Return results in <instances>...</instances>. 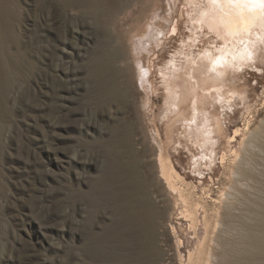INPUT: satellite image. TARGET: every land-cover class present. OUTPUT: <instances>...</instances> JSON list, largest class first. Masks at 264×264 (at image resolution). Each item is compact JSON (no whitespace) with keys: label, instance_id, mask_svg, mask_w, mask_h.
Masks as SVG:
<instances>
[{"label":"rangeland","instance_id":"1","mask_svg":"<svg viewBox=\"0 0 264 264\" xmlns=\"http://www.w3.org/2000/svg\"><path fill=\"white\" fill-rule=\"evenodd\" d=\"M41 1L0 0V264H119L120 208L125 201L134 205L132 186L140 181L147 186L151 180L152 198L172 189L161 180L159 154L170 158L201 197L211 194L217 206L224 192L234 188L237 216L248 213L251 229L263 235L264 135L249 150L250 180L237 181L232 167L249 134H264V0H244L251 11L246 17L262 19L261 25L248 26L249 41L217 34L198 20L201 10L213 7L208 0H158L156 8L151 4L154 15L158 13L153 25L166 26L164 45L150 53L130 50L132 56L126 49L132 60L142 57L135 58L140 60L136 65L149 67L153 85L145 76L143 86L132 63L123 72L118 62L107 63L102 24L109 16L103 7L94 17L50 0L45 14ZM126 1L131 6L120 21L114 18V25L152 14L138 13V0ZM167 14L177 20L175 32L171 21L162 20ZM53 16L60 18V28ZM141 19L136 32L144 29ZM246 44L253 45L252 52L246 60H236ZM204 54L233 63L221 77L214 76L205 58L202 65ZM194 60L202 67L196 70ZM237 127L241 131L229 144ZM201 185L210 190L206 193ZM174 198L158 206L168 211L161 219L166 228L163 246L171 263L181 264L170 230L179 222ZM246 233L237 231V251L260 259L246 245ZM147 251L161 264L155 249Z\"/></svg>","mask_w":264,"mask_h":264},{"label":"bare ground","instance_id":"2","mask_svg":"<svg viewBox=\"0 0 264 264\" xmlns=\"http://www.w3.org/2000/svg\"><path fill=\"white\" fill-rule=\"evenodd\" d=\"M48 1H50V0H42L41 1L42 3L41 4L39 3V6L41 5L42 10L45 11V14H46V11H47V14L49 12V4L50 3ZM55 1L59 2L60 4L59 3L58 4L63 9L65 8L68 11L70 9H72V10L73 9L74 10L75 9H85L86 13L91 14L94 17L97 16L98 10L100 9V7H103L104 14L106 16H109L108 18L105 17L106 19L103 21V24H102L103 25L102 26V32L104 35L103 52L107 54V63L115 62L117 64V62H118V64H120L121 66H118V65H116V66L121 67V70H122V67H126V66L130 67V64L132 63L140 71V72L138 71L139 72L138 75L141 77L140 78V80L142 81L141 85L143 86L144 83H143L142 79H145V78H146V81L148 83L151 82V81H148V79L151 80V78H149V76H148V73L150 72V70L148 69L149 67L144 68L146 65H144V67L142 65H139V66L136 65L137 62L140 63V60L139 59L135 60V58H137V57L142 58V57H139L140 55L137 57L133 56L134 60H132V57H131L132 53L130 52V50L136 52V53L133 52V54H138L141 51H145L146 53L147 52L150 53L151 51L154 50L156 45H160L163 42V40L166 36V33H165L166 26L163 23H161V24L156 23L157 25L159 24L157 27H155L153 25L152 19L155 18V16H157L158 13L156 15H154L153 12H155V11H153V9L150 7L151 4L153 7H155L159 3V2H157L158 0H153L152 3H151V0H138L139 3L141 4L140 7L138 8L139 9L138 13L144 14L146 12V10L152 11L151 12L152 14H149V16L145 18V20L140 18L142 22L144 21V24H143L144 29L141 30V32L137 31L139 33L136 32V28L139 26L140 15L135 16V17H133L131 15L133 17V19L131 20V22L129 21L130 23L127 20L124 21V19H123L122 22H119L118 24L114 25V23H115L114 18H116V19L120 18V15H123L124 12L126 13V11L129 9L128 7L131 6V3H129L126 0H55ZM218 1L220 4L218 3L219 5L217 6V4H212V2L208 0L207 5L209 4L210 6L212 5L213 7L209 8V9L201 10L200 13L198 14V18H197L200 21H205L212 31H214L216 33L218 32L217 34L222 32V35H223V32H224V33H228L231 37H235V36L238 37L239 36V37L247 40L248 36L251 37L250 32L248 30V26H251V25L259 26V25H261V20H262L260 18L261 15L257 19H252L251 15H250V17L248 15L247 16L248 18L246 17V13L248 11L247 6L249 5L248 2H246L244 0H218ZM167 2H168V0H167ZM126 8H128V9L126 10ZM149 8L152 10H150ZM258 9H260V8H258ZM169 13H171V12H169ZM249 13H251V11H248V14ZM130 14H128V15H130ZM135 15H137V13H135ZM146 15H147V13H146ZM53 17L55 18V16H53ZM59 19H60L59 17H56L54 19V22H53L54 26H57L58 28H60V27H59V25H56V24L58 23ZM111 19L113 21H110ZM118 20H116V21H118ZM155 20H158V19H155ZM162 20H164L165 23L166 22L170 23V21H171L173 24V31L174 32H175L176 28H178L177 27L178 23L176 22L177 20H175V22H173L174 20L172 21L170 19V14L169 15L167 14V16L165 15L162 18ZM66 21H67V19H66ZM112 22H114V23H112ZM157 22H159V21H157ZM140 28L142 29V23H140ZM252 28H253V26H252ZM252 30L255 31L254 28ZM223 36H225V35H223ZM256 40H254V42ZM241 41H243V40H241ZM247 41H249V39ZM250 41H252V40H250ZM251 43L254 44L253 41ZM255 43L258 44V42H255ZM246 45L248 47L243 48L242 50H240L239 53H237V55L235 57L236 60H238V61L243 60L245 57H247L248 53L251 51L250 49H253L252 48L253 45L252 46H249V44H246ZM127 48H129L127 50V51H129L128 55H130V53H131L130 57H131L132 62H130V59H129L130 57H128V55L126 53ZM159 51H161V50H159ZM219 51H220V49H219ZM229 53H230V51H229ZM229 53H227V56ZM143 56L146 57L145 54ZM202 57H203L202 58V65H204L203 60L205 58L207 65H208L207 68L210 72H212L214 74V76L215 75L220 76L223 74V72L225 73V69H227V68H229V66H231L230 65L231 62L233 63V61L230 60V62H229L228 59L221 57V56L220 57H212L210 55L204 54ZM230 58H232V57H230ZM244 60H246V59H244ZM145 61H146V59H145ZM199 61H200L199 62V64H200L201 60H199ZM192 62H194V63H192V65L193 64L195 65V60ZM99 63H101V61ZM204 63H205V61H204ZM242 63H240V64H242ZM102 64H103V62H102ZM194 65H193V67H194ZM202 65H201V67H202ZM113 66H115V65L113 64ZM205 66H203V67H205ZM94 67H95V64H94ZM199 67L200 66L195 65L194 68H196V70H197V69H199ZM130 68L132 69V67H130ZM142 69H143V71H141ZM105 70H106V68H105ZM109 70H111V69H109ZM123 70H122V72H123ZM122 72H119V74L120 73L122 74ZM117 73H118V71H117ZM149 75H150V73H149ZM0 76H2V74ZM145 76H147L148 78ZM2 78H3V76H2ZM232 81H234V80H232ZM149 84H151V83H149ZM151 85H153V84H151ZM205 87H206V84H205ZM228 87H230V86H228ZM126 88H128V87H126ZM3 91L5 92V89ZM117 91H119V90H117ZM197 96H198V94H197ZM212 98H213V96H212ZM246 123H248V122H246ZM239 131H241V129L239 127H237L234 130L233 138L229 140V144L233 143L236 140L234 137L239 134ZM261 131H263V133H264V127H262ZM212 135H214V134H212ZM263 135L264 134H262V132H252L251 134H249L248 138L243 142L241 149H240V153L237 154L235 165L232 167V169H233L232 175L235 177V179L237 181L244 180L246 178L249 179V176H248L249 170L252 169V165H251L252 160L249 156V150H250V148L257 146L258 143H261L258 141V139H261L260 137H262ZM261 145L262 146L260 148H261V150L263 149V151H264V144L261 143ZM195 147H197V146H195ZM234 152H235V150H234ZM158 160H159V171L161 174V180L165 183L164 185L169 186L172 189H170V190L168 189L169 191L167 190V192L160 197L159 196L156 197L153 194V198H152L148 192V185H152V183H153L151 180L149 182H147V186L142 181L136 182V184H134L132 186L131 191H132V195L134 196L132 201H133L134 205L130 206V203L125 201L123 204V208H120L123 210H122L121 232H120L121 246H120L119 264H130L132 261H134V259L137 260V262L135 264H155L151 260V258H149L151 251H147V249H149V250L155 249L156 250V253L159 254V257L161 258V264H172L171 258L169 256V254L167 253V250L163 246V245H165L164 243L166 241L164 238V236L166 235V228L163 225L164 223H162V221H161V219L163 218L162 216H163L164 212L162 209L159 208L158 203L164 202L165 200L169 201L174 197H176V198H174L175 200L173 199L174 200L173 207H174V209L176 208V213H174V211H173V213L176 214V219H179V222L177 225L175 224L176 226L172 225L170 230H171V233L173 234V236L175 237V251H176L177 256L179 258V262H181V264H240V263L241 264H264V234L260 235V233H258V232L256 233V231H253L251 229V226L248 224V219L246 217V216H249L248 213H246L245 217L244 216L243 217L237 216V206H236L237 201H236V196H235L236 192H235L234 188L230 187L229 191L224 192V196L222 198L221 204H219L217 206V204H216L217 201L215 198L212 197L211 194L208 193L206 197H201L199 195V193L196 191V188L194 189V187H190L191 184H189L187 181H185V179H184L185 177L181 176V174H179L174 169L172 162H171L169 157L164 156L163 154H159ZM205 160H207V159H205ZM205 160H204V162H205ZM144 163H147V162H144ZM138 165H139V163H138ZM142 165H144V164H142ZM132 166H135V165H132ZM131 168H133V167H131ZM157 176H160V175L158 174ZM140 177H141V175H140ZM247 182H245V184ZM155 186H156V184H155ZM150 187H152V186H150ZM201 189L203 191H205L206 193L208 190H210L209 188L202 186V185H201ZM154 193H156V192H154ZM122 194H123V192H122ZM207 197L210 200H207ZM126 200H129V199L127 198ZM172 203H171V205H172ZM211 204H213V207H210ZM212 209H213V212H210V210L212 211ZM170 212H172V211H169V214H170ZM165 213L164 214L167 215L168 211ZM166 217H171V216H166ZM172 217L174 219L175 216H172ZM259 223H261V222H259ZM201 225H204L203 228L201 227ZM241 230H244L247 232L245 235L246 239H247L246 245L249 247V249L251 248L250 250H252L254 252H258L261 255L260 259H255L254 257L246 258L244 256L243 249H240L239 251H237L235 238H236L237 231H241ZM144 239H146L147 241L144 242L143 241ZM238 255H240L239 258H238Z\"/></svg>","mask_w":264,"mask_h":264},{"label":"clouds","instance_id":"3","mask_svg":"<svg viewBox=\"0 0 264 264\" xmlns=\"http://www.w3.org/2000/svg\"><path fill=\"white\" fill-rule=\"evenodd\" d=\"M262 7H264V6H262Z\"/></svg>","mask_w":264,"mask_h":264}]
</instances>
